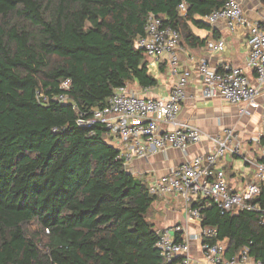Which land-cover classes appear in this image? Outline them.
I'll return each mask as SVG.
<instances>
[{"label": "trees", "instance_id": "16d2710c", "mask_svg": "<svg viewBox=\"0 0 264 264\" xmlns=\"http://www.w3.org/2000/svg\"><path fill=\"white\" fill-rule=\"evenodd\" d=\"M226 1L0 0V264L179 263L156 248L147 215L157 197L126 171L101 126L77 120L118 88L158 86L152 59L135 47L149 14L178 32L180 47H199L190 25L207 27L201 19ZM65 80L67 104L52 101ZM193 206L200 226L216 229L207 242L225 243V259L246 248L264 264L260 214H221L207 199Z\"/></svg>", "mask_w": 264, "mask_h": 264}, {"label": "built area", "instance_id": "2783aa9c", "mask_svg": "<svg viewBox=\"0 0 264 264\" xmlns=\"http://www.w3.org/2000/svg\"><path fill=\"white\" fill-rule=\"evenodd\" d=\"M181 17L187 15V5L178 6ZM202 21L213 26L225 21L231 33L247 28L248 57L246 67L254 75L255 85L240 68L225 64L220 69H212L205 61L196 64L197 75L203 85L204 99H221L227 104L237 106L240 115L248 116L256 108V100L264 88V28L258 23H250L238 0H227L217 11L203 17ZM135 47L145 51L154 61L167 60L169 66L177 69V53L181 51L180 36L176 30L164 26L154 14H149L144 29V36L135 42ZM205 47L213 53L225 49V41L209 40ZM191 78L189 71H183L172 86L166 98L142 97L121 87L114 91L106 104L91 112L88 119H78L82 127L99 125L104 129L105 141L118 152L123 167L129 172L135 161L144 160L168 150L186 152L205 137L196 127L179 122L182 103L185 99L186 86ZM70 80L60 84L62 93L51 97L52 101L67 104V92ZM43 105L48 103L46 96L39 95ZM212 148L203 155L194 157L157 178L149 188V193L156 197L172 196L182 202L190 220L200 224V207L193 205L199 200H210L221 214H233L246 211L260 214L264 223V207L258 203L261 195L259 184L264 182V162L245 157L234 130H224L222 135L207 136ZM257 143V139L251 140ZM240 157L252 168V179L242 190L233 191L224 178L219 161ZM173 235L183 232L180 226L172 228ZM156 248L167 262L179 259L178 264H192L188 255L187 240L176 241L169 234L158 232ZM216 229L200 226V250L209 264H247L250 261L248 250L235 258L226 260L225 243H209L216 237Z\"/></svg>", "mask_w": 264, "mask_h": 264}, {"label": "crops", "instance_id": "0c3cea01", "mask_svg": "<svg viewBox=\"0 0 264 264\" xmlns=\"http://www.w3.org/2000/svg\"><path fill=\"white\" fill-rule=\"evenodd\" d=\"M238 2L250 23L264 26V6L259 0H238ZM200 19L197 18V20ZM190 29L193 35L203 42V45L193 48L181 46V51L177 53L178 66L175 71L165 59L152 60L151 64L155 65L159 74L155 77L158 86L150 89H141L137 84L126 86L129 91L139 96L162 99L168 96L180 74L183 71H189L191 78L186 86V96L182 103L179 122L198 128L205 136L201 142L191 145L184 153L168 150L165 153L135 161L128 173L141 180L148 188L157 178L167 174L170 170L206 153L212 148L207 136L222 135L227 129L235 131L245 157L258 162L264 160V88L256 100V108L250 111V115L243 116L240 115L237 106L227 104L221 99H204L202 97L203 85L196 71V64L199 61H205L209 67L216 70L228 64L242 69L255 85L254 75L246 67L247 28L231 33L227 30L226 22L219 21L213 26L208 25L204 28L190 25ZM219 39L225 41L223 52L213 53L206 49L207 41ZM253 139H257L258 142H251ZM217 164L223 168L225 182L233 191L242 190L243 186L252 179V168L246 165L240 157H229ZM147 221L153 225L154 230L167 232L173 239L175 236L171 231L172 228L180 226L183 232L178 237L179 240H187L188 255L192 264H209L200 250V224L198 221L189 219L187 209L181 201L172 196L157 197L149 210ZM247 264L258 263L250 259Z\"/></svg>", "mask_w": 264, "mask_h": 264}, {"label": "rangeland", "instance_id": "374dc122", "mask_svg": "<svg viewBox=\"0 0 264 264\" xmlns=\"http://www.w3.org/2000/svg\"><path fill=\"white\" fill-rule=\"evenodd\" d=\"M149 73L155 78L157 77L159 74H158V70L156 69L155 65H152L150 64L149 66ZM31 230L32 231H36V227L35 226H32L31 227Z\"/></svg>", "mask_w": 264, "mask_h": 264}]
</instances>
